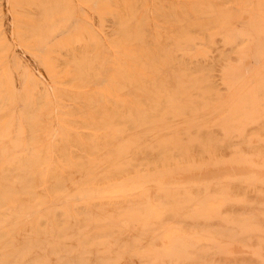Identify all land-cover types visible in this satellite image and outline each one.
<instances>
[{
	"label": "bare ground",
	"instance_id": "6f19581e",
	"mask_svg": "<svg viewBox=\"0 0 264 264\" xmlns=\"http://www.w3.org/2000/svg\"><path fill=\"white\" fill-rule=\"evenodd\" d=\"M183 127L191 135L193 134V139H190V133L184 131ZM180 131L183 134L186 132V136H189L188 139L186 138L187 143H198V147L195 148L193 144H189L191 145L189 147L194 148V151L191 152L190 148L188 150L195 160L197 157L202 159L203 162L200 160L203 163L200 164L202 166L199 165V161L194 166L202 167L197 168L199 173L200 170L203 173L202 177L207 174L204 177L206 180L203 178L204 181H207L208 178L215 179L214 183L210 182V185L213 184L216 189L224 186L225 191L226 189L230 190V195H226H229L230 202L228 204H230L233 214L232 216L229 214L231 209L226 211L222 208L221 212L227 213L226 216L229 214L231 220L234 216L235 219L232 222L236 219L239 221L242 215V219L239 221L242 222L239 223L242 226L239 225V227L241 226L239 228L236 224L238 228L235 227V229L233 225L234 235L230 234V236L233 235V242L231 241V245L234 246H231L233 251L237 252L234 248L237 249L236 246L241 245L244 250L242 258L244 255L247 257L246 260V257L243 258L246 264H264V0H0V264H78L79 258L77 257L78 260L76 257L72 258L78 250V252L82 250L83 257L84 253H88L84 258L90 259V261L88 263L86 260L85 264L101 259V263L98 261L96 264H103V258L100 256L104 255V258L105 256L110 258L115 250L114 246L113 250L111 248L104 249L106 242L110 240V246L113 244L111 242H114L111 241V238L104 242L105 237L108 238L111 233L116 234L119 229L121 233L118 231L116 235L120 239L121 235L119 234L126 232V230L122 231L125 227L121 228V224H118L126 218H122L124 214L121 216L120 211L114 218L120 215L122 220H119L118 217L114 219L111 218L113 216L108 217V210L111 212L110 209L114 207L113 211L117 212L115 208L122 210L123 206H127L123 209L125 212L122 211L126 214L127 208L131 207L129 211L132 212L134 207L141 205L144 210L146 202L140 203L141 205L133 202L140 198L137 195L139 191L142 196L140 201H145L144 193L148 194L146 190L151 185L144 186L146 188L144 193H142L144 187L142 190L139 188L138 192L134 191L135 196L137 195L135 199L133 192L128 195L132 194V199L128 197L130 199L127 198V201L126 197L124 198L127 193L124 196H113L118 197L115 198L117 202L115 200L111 202L114 198H109L111 199L109 200L110 204L113 203V205L109 204L108 199H103L104 203L107 200L103 205V200L96 196L97 201L102 202L99 207H95V205H99L100 201H96V204L94 203L96 199L93 196L94 201L91 200L92 197L85 194L90 191L88 190L90 187L87 188V186L89 185L95 190V188L99 189L97 186H103L104 182L110 178H121L126 167L122 166V169L124 168L122 170L115 165L118 163L121 165L123 159L129 160L127 169L130 168V164L131 167L132 165L136 167L131 160L135 162L140 158L135 156L136 160L131 159L136 153L131 155V152H134L132 151L134 147L130 146L127 140L129 134L135 135L138 140L149 142L150 148H154L152 145L155 143L157 146L161 145L160 143L173 145L174 141L175 148L176 145L180 146L181 141L179 140L186 141L182 136L178 140ZM186 136L183 135V137ZM217 140L218 142H216ZM144 142H142L144 146L141 145L143 152L139 147L138 150L147 155V152L151 153V151L149 149L146 152ZM168 145L165 147V152L170 150ZM163 146L164 144L160 146L163 148L161 149L162 153ZM157 148L161 153L159 147L154 150L157 152ZM203 149H210V152H207L209 150L205 152ZM179 150L182 151L180 148ZM185 150L187 151V145L183 151ZM129 152L130 158L128 157ZM170 152L168 154L167 151L166 154L169 156ZM178 152L172 151L171 156L177 159L183 158L185 155L189 160V152L188 154ZM143 155L140 154L142 158ZM223 155L227 156L228 159L225 160L228 161L227 163L230 164L229 167L232 171L234 170V173L230 175V181L226 179L229 183L218 186V182H222L219 177L222 176L226 168L225 165H227L226 163L222 167L225 160L223 162L220 157ZM160 156L161 154L159 158ZM192 156L189 164H191ZM149 157L154 158L155 156L150 155ZM219 158L223 162L222 165L219 164ZM161 160L163 159L161 158ZM151 161L150 164L153 166ZM173 162L170 163L175 166ZM213 163H218L217 167ZM208 164L215 167L213 168L211 165L209 167ZM182 165L183 163L177 165L178 168L180 167V172L175 170V173L184 175L185 166ZM205 165L211 170L212 168L214 170H218L215 168L221 169L218 174L222 172V168L224 169L219 176L212 174L214 177L212 179V177H208L212 171L209 172L208 167L209 171L206 170ZM173 166L170 168L175 169ZM194 166L192 164V167ZM145 167L147 169V166ZM149 169L151 168L149 167ZM189 169L192 175L188 179L193 182L196 179V171L194 172L191 167ZM189 169L184 170L187 172ZM155 170L153 171L155 172ZM166 170L168 171V168L163 171L166 172ZM204 170L205 172H203ZM126 171L124 173H127ZM146 171L149 174L153 172ZM139 172L137 174H139L140 180H143V173ZM157 172L161 175L164 173L161 170H157ZM169 173H165L167 177H169ZM199 173L198 175H200ZM144 176L150 178L153 174L149 177L146 173ZM201 176L197 178L202 179ZM216 177L219 178V181H216ZM133 178L136 180V176ZM139 178L137 177V180ZM176 179L178 182L181 178ZM168 180H162L163 182L159 183L160 186L153 183L155 188L162 187L159 192L163 187L169 190V193H167L168 190H163L165 191L164 195L160 193L163 197L157 194L159 188L155 192L156 195H153L155 188L150 190L151 200H155L154 197L162 198L164 201L162 199L154 201L155 203L157 201L158 204L161 201V205L163 202L162 206H164V202L165 205L168 202L164 198L165 194L172 197L170 199L168 197L169 200H175L173 197L177 196L181 199V195L176 194L180 193V190L184 193L190 192V190L185 191L187 187L184 189V186L186 185L182 186L184 190L181 187H179L180 189L175 187L179 190L173 188L174 191H170L169 187H165L167 184L169 185L166 183ZM224 180L223 183H225ZM183 181L189 182L186 178ZM121 182L125 184L129 181L120 180V182H116L118 183L116 185L119 186L122 184ZM169 182L171 183V180ZM205 186L206 184L204 187L195 184L193 188L197 192L206 189L204 195H207L206 197L210 195V198L215 191L213 189L214 193L209 194L207 192H211L212 188L207 191L209 188H205ZM201 187L204 189L201 190ZM93 189L91 188V190ZM217 190H219V194L224 192L222 187ZM171 192L176 193H173L172 196ZM189 192L187 194L195 198L196 191H193L195 193L192 195ZM202 193L201 196L198 194L200 197L196 195L200 200ZM218 193L216 191L215 195ZM157 195L159 196L157 197ZM145 196L148 200V196ZM100 197L103 196L100 195ZM193 198L183 200L184 206H182V199L180 200L182 204L180 202L173 204L174 207L178 204L182 206L174 208V210L179 208L178 217L176 214L173 216L174 213L167 212L171 218L175 219L176 217L175 221H171L170 218L167 222L171 221V223H167L164 218L167 224H176L175 222L178 225L182 224L177 227L182 233L188 232V228L183 230L187 225L190 227L193 225V228H190L188 242L193 236L192 231L195 230L194 237L202 233V222L207 220L204 217H200L202 222L199 220L197 216L199 211L197 210L201 208L196 209L198 206L196 201L198 203L199 199L196 198L198 200L194 201ZM187 200L188 202L193 200L192 203L196 204H194L196 206L194 210L188 208L191 213L185 208L191 205V202L186 205L188 204ZM120 201H124L123 206L119 204L118 208L117 203ZM227 201L229 200L223 201L221 205L224 203L223 207L227 206ZM92 202L94 206H92ZM125 202H128V205L133 203V206L128 207ZM154 202L151 203L154 204ZM170 203L172 204V201H169L168 205ZM240 204L244 205L243 208L239 206ZM102 205L103 208L106 206L108 209L106 211L104 208L107 218L112 220L102 218L106 216L103 214ZM206 205L209 204L206 203ZM159 206L156 207L160 208ZM170 206H168L169 211L172 210V206L171 208ZM238 206L242 208L240 213ZM148 207H150L149 204ZM230 207L228 205V208ZM134 209L133 213L137 211V208ZM140 209L138 210L140 211ZM149 210L144 211L150 213ZM129 211L128 213H130ZM144 211L137 212L140 215L129 214L127 222L133 221L130 217L135 220L136 217L145 219L147 215L152 220V213L151 215L146 212L144 214ZM152 211L154 212V210ZM182 211H186L188 216L195 211L194 217L198 212L195 219H198L200 223L191 224V220L187 218V221H190L188 224L185 219L186 215L183 216L184 212ZM110 212L109 214L113 213ZM162 212L166 213L165 210ZM141 214H144L145 218ZM168 214H166L167 217H170ZM204 214L202 213L203 216ZM239 214L241 215L239 216ZM210 215H207L208 221L211 220L208 217ZM161 216L160 218H162ZM180 216H183V222L185 220L186 223L181 221L182 217L179 218ZM98 218L100 219L98 220ZM93 219L96 220L95 223H93ZM103 219L104 221L106 219L105 224L109 225L104 227ZM225 219L228 220V218ZM164 220L159 221L163 223ZM213 220L211 221L213 222ZM85 221L89 222L87 227L93 226H90V221H92L94 226L99 227V229L96 228L97 230L112 231L109 233L110 235L105 232H97L99 235H103V244L101 235L97 237L92 233L96 231V229L93 230L95 227L90 228L93 231L88 228L87 240L93 235L95 238H100V242L93 236L92 240L97 244L91 239L89 241L94 243V246L104 247L98 246L97 250L96 246L94 248L97 251H94L98 255L100 249H102V251L100 250L101 254L104 250L107 251V255L105 253L99 256L101 259L95 257L98 260H92L93 256L89 255V248L85 249L87 243H90L87 240V243L84 242V235L87 232L84 231V234L83 229L87 223L82 224L83 226L79 224ZM153 221L158 220L153 219ZM214 221L216 223H211L212 225L207 221L205 223L209 224V226L207 225L208 229L211 232L213 230V234L207 232L206 225L204 226L206 230L203 228L206 236L207 234L211 235H209L210 238L221 233L220 224L216 220ZM68 224L72 226L78 224L79 226L72 228ZM113 225H116L117 229ZM229 227L231 226L229 225ZM103 228H107V230ZM127 228L130 229V225ZM129 229L126 233L130 238L129 234L132 230L129 231ZM197 229H200L201 232L199 233ZM76 230L77 232H75ZM78 230L81 233H78ZM216 230L219 232H215ZM90 231L91 234H89ZM141 232L132 233L134 236L136 233L138 239L134 236L130 238L132 241L134 238L135 243L139 242L133 245L138 246L137 248L141 247L140 249L143 245L141 243L145 241L144 238L147 239L144 232H142L143 234ZM115 234L112 236H116ZM140 234L144 236H141L144 240L142 242H140ZM240 234L243 237H240ZM178 235L180 239L182 237L183 242L187 241V234L186 237ZM209 236L205 238L206 240L204 239V242L209 240ZM118 237H115L116 240L113 239L118 241ZM126 239L127 241H125ZM126 239L123 238L126 244L121 239V243L123 242L125 246L122 245L123 243L119 244L120 241L116 242V245L118 243L119 246H123V249L119 247L123 250L122 253L131 257L133 253L131 250L134 249L131 243L134 242L128 241V237ZM160 241L162 243V240ZM92 243L90 244L92 245ZM139 244L141 245L139 246ZM162 244L160 246H165L164 243ZM196 244L200 245L199 242ZM186 245L190 248L192 243L190 245L186 243ZM187 247L186 249L189 250ZM119 248L118 252L121 250ZM128 248H130L129 251ZM191 248L189 251L192 254L195 247ZM83 249L88 251L84 252ZM196 249L201 250L199 247ZM172 251L168 253L163 249L164 254H167L165 257L168 255L170 257L173 254L170 253ZM189 251L186 253L189 254ZM195 251L198 253L197 250ZM96 253L93 255L95 256ZM122 253L119 256L122 257ZM134 253L141 260L145 259L141 258L142 254H138L136 249ZM195 253L193 252V255ZM200 253L199 255L195 254L196 257H194L200 256L199 259L203 263H199L200 260L197 259L195 261H198V264H204V262L208 264V260H204L207 258L206 252ZM160 254L163 255L162 251ZM187 254L184 253V256ZM87 255L90 257H86ZM117 255H114L117 259L114 256L112 259L119 260L120 257ZM124 255L125 258L126 255ZM230 256L233 261L232 253ZM79 257L82 264L84 258ZM130 257L127 259L126 256L125 259H120L125 260L123 263L120 261V264H124L126 260L130 261ZM147 257L150 261V259L152 260L150 257L153 255ZM108 258L106 257V259ZM237 259L239 258L234 260L236 263L240 261ZM185 260L187 261V259ZM108 261L109 259L106 262ZM111 261L116 263L110 259L109 262ZM232 261V264H236ZM244 262L240 264H245ZM145 264L149 263L145 262ZM189 264L194 263L189 262Z\"/></svg>",
	"mask_w": 264,
	"mask_h": 264
},
{
	"label": "rangeland",
	"instance_id": "374dc122",
	"mask_svg": "<svg viewBox=\"0 0 264 264\" xmlns=\"http://www.w3.org/2000/svg\"><path fill=\"white\" fill-rule=\"evenodd\" d=\"M184 128H185V127H183V129H184ZM183 129L180 128V130H183ZM191 129H192V128H191ZM184 131H186L187 133H190V132L187 131L186 128H185ZM180 132H181V131H180ZM180 132H178V134H179V136H178V140L181 139V136H182V138H184V139H186V138L188 139L189 136H188V135L186 136V132H184L185 134H183L182 132H181V134H180ZM131 135H132V134H131ZM131 135H130V134L128 135V137H127L128 139H127V140H128V142L130 143V146L134 147V148H132V151H134V152L132 153L130 149H129V151L131 152V155L134 154V153H136L135 155H133V157H131V159H135V160H136L138 157L140 158V159H137L138 161L136 160L135 162H134L133 160H131V161H132V164H135L134 166H136V167H133V165H132V167H133V169H132L131 164L129 165V167L131 168V169L129 168V169H130V172H132V173L130 174V172L128 171L129 169H127V168H128V167H127V166H128V161H129V160H128L127 158H126V159H123L124 161H122V160H121L122 162L120 161V162L122 163L121 165H120V163H118L119 165H118V164L115 165V167L117 166V167L120 168V169H122V166H124V168L126 167L125 170L122 172V173H123V176H122L121 178H117V179H115V178H110V179H108V181L106 180L109 184L105 181V182H104L105 184H103V186H102V185L97 186V187H99V189H98V188L96 189V188L94 187L95 190L93 189V187H91V186L88 185L87 188L90 187V189H88V190H90V191L85 192V194L88 195V196H90V197L93 196L94 198H95L96 196H98L100 200H101V199H102V200H103V199H108V201L111 200V199H109V198L112 197V198H114V199L111 200V202H112L113 200H115V198H116V199L118 198V197H113V196H118V195H122V196H124V195L127 193V196H126V195L124 196V198L126 197V201H127V198H128V197H131L132 194H134L133 197L135 196L134 191H135V192H136V191L138 192V189H139V188L142 190V188H143L144 186H145V187H148V186L151 185V187H148L149 189L147 188V190H146L145 187H144L145 189L143 188V192H142V193H144L145 190L148 192V194H145V193H144V196H143V197H144L145 201H144V200H143V201H140V199L142 198V196H141V194H140L141 192L139 191L140 193H139V192H138V194L136 193L138 196H140V198L138 197V198H139V199L137 200L138 202H137L136 200L133 202L134 204H137V203H139V204H140V203L143 204V203L146 202L145 204H146L147 206H146V205H145V207L143 206V207L145 208L144 210H146V209H150V210H149L150 213H149L148 211H144V210L142 209V207H141V206H142L141 204H140L141 206H138L139 208H138V207H134L135 209L137 208V211H134V213H133V209H134V208L132 207V208H133V209H132V212H130L129 210H131V207H129V206L132 205L133 203H131L130 205H128V204H129V203H128L129 200H128L127 203L125 202V203L128 205V207H129V208H127V209H128V211H129L130 213H128V211L126 210L127 213H128V215H127V213H126V214H125V213H122L123 209L127 207V206L125 207V206L122 205L124 201H122V202L120 201L119 203H117V204H118V208L120 207L119 204L122 205V206L124 207V208L122 207L123 209L121 208L122 210H120V209L116 210L117 208H115V211H117V212H114V211H113V210H114V209H113L114 207L112 208V206H111L112 209H110V210H112V211H111V212H113L112 214H109L110 211H109L108 209H106V206L104 207V208L106 209V211L108 210V215H109L108 217L113 216V217H111V218H114V217H115L116 215H118V213L121 211V213H120L121 216L124 214V215L122 216V218H123V217H124V218L126 217L125 219L123 218L125 221L122 220V218H120V215H119V217H118V216H117V217L119 218V220L121 219L122 221H120V222L118 223L117 221H119V220H117L116 223H118L119 225L121 224V225H120L121 228H122V227H125V229H122V231H123V230H124V231L126 230V232H127L128 229H129V228H127V227H128V225H130V229H129V231H130V230H132V231L135 230V231H133V232H136V233H137L138 231H140V232H141V231L144 232V236H147V239L144 238L146 242L143 240V237H144V236L140 234V238H141V236H143V237L141 238V241H140V242L144 241V243H143V242L141 243V244H143V245L139 244V246H140V245L142 246V249H140L141 247H140V248H137L138 246H134L133 244H137V243H139V242L137 241V243H135V242H134V238H133V241L130 239V238H132V237L134 236V234L132 235V233H133L132 231H131V234H129V235H131L130 238H129V236L127 235L126 232H125V233L123 232V234H124V235L126 234V236H124L123 234H119V235H121V236H120L121 238L119 239L118 235H116V234H118L119 229H118V231H117L116 234L113 233V234H115L116 236H112V235H113V234L111 233L112 231H110V232H109V231H106L107 233L105 232V230L99 231V230L96 229V228L99 229V227L94 226V224H92V221H90V223H91L90 226L93 225V226L95 227V228H93V230L96 229V231H93L92 229H90V228H92L93 226H91V227H87L89 222H88V223L86 222V221H88L87 219H88V218H91V217H88V218L86 219L85 222H83V223H82V222L79 223L81 226L85 225L84 223H87V225H85V228H86V227H87V228H86V229H85V228L83 229V233H84V231L87 232V231H88V228H89L90 230H92V231H93V232H92L93 235L95 234V236H97V237H100V235H101V234L99 235L97 232H100V233H101V232H102V233L105 232V234H107V235H110L109 233H111V236H109L108 238L105 237L104 242H106V240H109V239L111 238V241L113 240V241L115 242V243H114V242H111V243H113V244L111 245L112 247L110 246V240H109L108 242H106L108 245H107V244H106V246L104 245L105 248H104V247H101L100 245H98V246H100L101 248H104V249H106V250H107V249H110V248L112 249L113 246H114V248H115L114 252L111 251V252H113V254L111 253L112 256H114L115 254H118L117 256L121 255V253L123 252V250H122V249H123V248H122L123 246H119L118 243H117L118 247H116V246H117V245H116V242H119V241H120V242H119V244H120V243H121V239L123 240V238L126 239V238L128 237V241L131 240V242H134V243H131V244H132L131 246H134V249H132V248L130 247V248L133 250V251L131 250V252H133V253L131 254V257H132V258L130 257V255L128 256V254H127V255H126L125 253H124V254L127 256V259L130 257V259L132 260V261H131V260H130V261H131V262L135 261L136 264H141V263H142V264H143V263L145 264V262H146V263H149V264H151V263H152V264H189V262H190V263H194V264H196V263L198 264V261L200 260V259H199L200 256H199V257L197 256L198 258H195V257H196V255L201 254L200 252H203V251H204V253L206 252V257H207V258L204 259V260H205V261L208 260V262H207L208 264H217L218 262H220V264H232V263H231L232 259H230V258H231V256H230L231 253H232V258H233L234 260H235L236 258H239L241 262H244V259H243V258L246 257V255H244V257L242 258V255L244 254V250H242L243 246H241V245H239V247L236 246L237 249L234 248V250H236L237 252H235V251H233V248H232V247H234V246L231 245V241L233 242L232 237H233V235H234V233H233L234 231H233V230H234V228L236 227V224H238V225H237L238 227H239V225H241V224H239V223H242V222H239V221H240V219H242V218H241L242 215L239 214V216L241 215L240 219L238 218L239 221H236V220H237V219H236V220H234V222L236 221V223L233 224L234 222H232V221H233V219H235V218H234V216H233V217H232V220L230 219L233 213H231L232 209H231V207H230V204H228V203L230 202V198H228V197H229V195H230L231 192H230L229 189H226V191H225L224 188H223L224 186H221V185H223V184H227V183H229L228 181H230V180H229L230 177H231L230 175H233V173H234V172H233L234 170L232 171L231 168L229 167L230 164L228 165V163H227L228 161L225 160V159H228L227 156H226V155H223L222 157H220L221 160H223V162H224V160H225V162H224V164L222 165L223 162H222V161L220 160V158H219V164H221L222 167H223V166L227 163V165H228L229 168L227 167V165H225V167H226V168H225V171L228 172V170H229V172L227 173L228 175L226 174L225 171H224V173L222 174L224 168L221 167V168H222V172L218 174V172H220L221 169H219V168H215V169H218V170H214L213 168H214L215 166L213 167L211 164H208L209 167H211V166L213 167L212 170H211V168H209L208 166H206L207 163L205 162V163H206V165H205L206 170L209 169V170H210V171L208 170L209 172L212 171L211 173H209L208 171H206V172H208V173L210 174V176L208 175V177H212L213 175L219 176L220 174H222V176L220 175V177H219L220 180L222 179V180H221L222 182H218L219 185H218V183L216 182V184H217L218 186H221V187H222V191H224V192H221V194H219V193H218L219 190H217V189H220L221 187H220V188L217 187V189H216V186L213 187V184L210 185L211 183H214V182H213V180L215 181V179H213L214 177H212L213 180H211V178H208L207 181H204V179H205L204 177H206L207 174H206L205 176L203 175V177H202L201 175H202L203 173L201 172V170H200V173H199V169H198V171H197V168H202V167H200V166H202V165H200V164H201L203 161H202V159H200V158H198V157H197V158H198L199 160H198L197 158H196V160H195V159H194L195 157L192 156L190 153L192 152V150L194 151V148L198 145V143H197V144H196V143L193 144V143H190V142L187 143V139H186L185 142H186V145H187V151H186V150L183 151V149H186L185 142H182V140H179V141H181V143H180V146H179V145H178V146H179L180 149H182L183 152L180 151L179 148H178V146L175 144V145H176L175 148H177V150H178L180 153L182 152L181 154H188V152H189V154H190V155H188L189 160H190V157L192 156V158H191V164H189V160H187L188 158H187L185 155H183V156H184L183 158H180V157H179V158H177V159H175L174 157L171 156L172 151H174V153L178 152V151L175 150V148H174V143H175V141L173 142V145L170 143V144L172 145V147H171L170 144L168 145V143H160L161 145H159V146L156 145L157 143H155V144L152 145V146H154L155 150H156V147H159V149H160V151H161V149H163V148H162V147L160 148V146H162V145L164 144V146H163V147H164V151H163L164 155L162 156L163 153H162V151H161V153H160L159 150H158V148H157V152H156V151L154 150V148H150V147H149V142H147V141L144 142L143 140H138V139L136 138L135 135H132V136H131ZM183 135H185L186 137H183ZM189 135L191 136L190 139H193V137H194V136H192L193 134L191 135V133H190ZM178 140H177V142H178ZM188 141H191V140H188ZM219 141H220V140H219ZM125 142H126V141H125ZM142 142H144V143L148 146V147H147V146L145 145V150H146V152L150 149V151H151L152 154H151L150 152H147V155H145V152H144V153H141V151L143 152V148H142L141 145L144 146V144H142ZM192 142H194V141H192ZM216 142H218V140H217ZM127 144H128V143H127ZM127 144H126V145H127ZM132 144H134L135 146L132 145ZM178 144H179V142H178ZM182 144H184L185 146L182 145ZM189 144H191V145L193 144V147H194V148H192V147L190 148L189 146H191V145H189ZM165 145H166V146H165ZM167 145L169 146L168 149L171 150V152H170V150H167V151H168V154H169V152H170V155H169L170 157L168 156V154H166L167 151L165 152V147H167ZM181 145H182V147H181ZM127 146H128V145H127ZM128 147H129V146H128ZM138 147L140 148L141 151L138 150V149H139ZM170 147H171V148H170ZM183 147H185V148H183ZM197 147H198V146H197ZM219 147H220V143H219ZM130 148H131V147H130ZM172 148H174V149H172ZM189 148H190L191 150H190ZM166 149H167V148H166ZM188 149H189L191 152H190ZM137 150L139 151V153H140L141 155L144 154V155H143V156H144L143 158H145V160H143L142 156H140V154L137 153V152H138ZM145 150H144V151H145ZM206 150H209V151H207V152H210V149H203V151H205V152H206ZM175 151H176V152H175ZM130 152H129V156H128L129 158H130V156H131V155H130ZM154 152H155V153H154ZM179 152H178V153H179ZM159 153L161 154L160 158H159V155H160ZM158 154H159V155H158ZM165 154H166V155H165ZM150 155H151V156H155V157H157V158H155V157H154V158H153V157L151 158V157H149ZM175 155H176V154H175ZM135 156H136L137 158H135ZM185 157H186V158H185ZM225 157H226V158H225ZM161 158H162L163 160H161ZM169 158H170V159H169ZM171 158H172V160H171ZM173 158H174V159H173ZM146 159H147V161H146ZM181 159H182V160H181ZM184 159H185V160H184ZM148 160H149V162H148ZM151 160H152V161H151ZM159 160H160L161 162H160ZM168 160H169V163H170L171 161L173 162V160H174L173 163H174L175 166H173L172 163H170V165H169V163H167ZM200 160H201L202 162H201ZM145 161H146L147 163H146ZM150 161H151V163H153V166L150 164ZM157 161H158V162H157ZM178 161H182V162L179 163ZM195 161H196V162H195ZM198 161H199V165H200V166L198 165L199 167L196 166V165L198 164ZM220 161H221V163H220ZM126 162H127V164H126ZM136 162H139V163L136 164ZM154 162H155V163H154ZM159 162H160V163H159ZM162 162L164 163L163 165H162ZM177 162H178V164H177ZM185 162H186L187 164H186ZM141 163H143V164L145 163L144 165L147 166V169H146V167H145L143 164L140 166ZM181 163H183L184 166H185V164H186V166L184 167V169H189V167H191V169H192L194 172L196 171V172H195V176H196V179H199V180H197L198 182L196 181L194 175H193V177H194L195 181L191 182L192 180L190 181V179H188V177L190 178V175H192V172H190V171H191L190 169L188 170L189 172H188V171L186 172V170L183 169V173H184V175L187 173V175H185V176H184L183 174H181V173L179 174L178 172L175 173V170H177V171L180 172V167L178 168V166H179V164H181ZM184 163H185V164H184ZM125 164H126V165H125ZM166 164H167V166H166ZM188 164H189V165H188ZM192 164H193V166H194V164H196V165H195L196 167H195V166L192 167ZM202 164H203V163H202ZM216 164L218 165V163H216ZM216 164L213 163V165H216ZM154 165H155V166H154ZM156 165H157L158 167H157ZM177 165H178V166H177ZM183 165H182V166H183ZM210 165H211V166H210ZM217 165H216V167H217ZM113 166H114V165H113ZM120 166H121V167H120ZM162 166H163L164 168H160V167H162ZM170 166L175 167V169L172 168V167L170 168ZM180 166H181V165H180ZM187 166H188V167H187ZM149 167H150L151 169H149ZM153 167H154V168H153ZM186 167H187V168H186ZM203 167H204V166H203ZM207 167H208V169H207ZM219 167H220V165H219ZM124 168H123V169H124ZM135 168H136V171H135ZM165 168H168V171L166 170V172H164L163 170H164ZM205 168H204V169H205ZM227 168H228V169H227ZM232 168H233V167H232ZM123 169H122V170H123ZM144 169H145V171H146V170H148V171L150 170V172L153 171V170H155V169H157L158 171L161 170V172H164V173H162V175H161V173H159V172H157V170H155V172L153 171V172H151V174H149V173L146 171V173H147V175H148L149 177L153 174V176H151L150 178H147V176H144V174H146L145 171H143ZM152 169H153V170H152ZM173 169H174V170H173ZM181 169H182V167H181ZM126 170H127V171H126ZM138 170H139V171H142L141 174L143 173V174H142L143 177H146V178H143L142 175H140V177H142V179H143V180H140L141 178H139V174H137V173L139 172ZM202 170H203V169H202ZM219 170H220V171H219ZM125 171H126L127 173H124ZM214 171H215L216 174L213 173ZM134 172H135V173H134ZM156 172L158 173V175H156V174H157ZM168 172H170V173H169L170 175L168 174L169 177H167V175L165 174V173H168ZM181 172H182V170H181ZM203 172H205V170H204ZM139 173H140V172H139ZM154 173H155V174H154ZM171 173L173 174V176H172ZM174 173H175V174H174ZM188 173H189V175H188ZM198 173H199L200 175H198ZM231 173H232V174H231ZM212 174H213V175H212ZM129 175H130V176H129ZM160 175H161V176H160ZM133 176H134V177L136 176V180H137V177H138V178H139V179H138L139 181H138V180H137V181L134 180L135 178H133ZM155 176H157V177L155 178ZM164 176H165V177H164ZM200 176L202 177V179L197 178V177H200ZM228 176H229V177H228ZM153 177H154V178H153ZM159 177H160V178H159ZM182 177L186 178V180H189L190 183H189V182H184V181H183L184 178H182ZM131 178H132V179H131ZM168 178H169V180H168ZM176 178H178V179L181 178V179H179V181H181V180H182V181H181V182H179V181L177 182V179H176ZM203 178H204V179H203ZM219 178L216 177V181H219ZM125 179H126V182H128V181H129V182H128V183H125V184L121 182L122 184H120L119 186L116 185V184H118V183H116V182H120V180H125ZM130 179H131V181H130ZM144 179H145V180H144ZM166 179H167L168 181H167V182L165 181V182H166V183H169V185L167 184L165 187H166V188L169 187V188L171 189L170 191H174V190H172V189L175 188V187H178V188L181 187V189H183L182 186H183V185H186V186H184V189H185V187H187L185 191L190 190V192H189V191H188V192H189L191 195L195 193V192H193V191H196L195 194H196V195L199 194L200 196H201V193L203 192V193H202V198H201V200L199 199V197H200L199 195H198L199 197L196 196V195H194L195 198H193V196H190V195L187 194L188 192H187V193H186V192L184 193V192H181V190H180V193H179V192L176 193L180 188H179V189L175 188V189H177V191L175 190L176 192H171L170 194H171L172 196H173V193H174V194L176 193V194H178V195H181L180 198L182 199V202H183V205H182V206L185 205V202H184V201H186V199H191V197L194 199V201H196V200L199 199L198 203H197V201H196V204H198V206H197L196 209L201 208V209L197 210V211H199V215H201V216L197 215V213H198L197 211H196V212H197L196 215L198 216V218H199V220H200L201 222H202L203 220H202V218L200 219V217H204V218H206L207 220H206V219H204V220H206L207 223L210 222V224H211V223H212V224H213V223L215 224L216 222H215L214 220H216V221L218 222V224H220V227H219V230H220V232H221L220 235L215 236V235H216V234H215V235H213L214 237L210 238L211 235H210V234H207V236L210 235L209 238H208L209 240L207 239L208 241L204 242V241L206 240L205 238L207 237V236H206V233H205V231H204V229H205L204 226L206 225V224H205L206 221H205V222H202V224H203V228H204V229L202 228V233L199 234V235H202V234H203V235H205L206 237H205V236H199V235L196 236V237H194L196 234H195V230L193 229L194 231H192V233H191V234H193V236L190 237V240H191V241L188 242V236H189V233H190V230H191L190 228H193V225H192V227H190V225H187V226H189V227H187V226L185 225L186 228H183V230H185V229L188 228V232H184V231H183L184 233H182V231L180 230V228H179V230L177 229V227L181 226L182 224H179V225H178L177 222H175L176 224H174V223H173V224H167V223H171V221H175V220H176V217H178V215H177V211H178V209H179L178 207L181 206V205H180V204L176 205V206H178V207L176 208L177 210H176V209L174 210V208L176 207V206L174 207V205H175L174 203H176V202L179 203V202H180V203L182 204V202L180 201L181 199L177 198V197H178L177 195H175V196H177V197H173L175 200H169V199L172 198V197H169V194H165V197H164V198H165L166 202H167V201H168V202H169V201H170V202L172 201V204L170 203V205L172 206V205L174 204V205L172 206V210H174L175 212L172 211V210L169 211L168 206H170V205H168V202L166 203L167 207H165V208H164V206H166V205H165V202H164V206H162V205H163V202H162V205H161V203H160L161 201L159 202L160 206H159V204L157 203V201H156L157 204L154 202L155 200H158V201L161 200L162 198L160 199V197H163L164 192H165L166 190H168V189H164V187H163L162 191H163V190H165V191H163V193H162V191L159 192L160 188H162V187L159 188V187L157 186V187L159 188V189H158V188H155L156 186L153 187V185H154V184L157 185V184H159V183H162V182H163L162 180H166ZM217 179H218V180H217ZM224 179H225V180H224ZM226 179H227L228 181H226ZM110 180H111L112 182H111ZM132 180H134V181L132 182ZM158 180H159V181H158ZM170 180H171V183H172V184L169 182ZM201 180H202L203 182H202ZM205 180H206V179H205ZM210 180H211V181H210ZM223 180H224L225 183H223ZM157 181H158V183H157ZM160 181H161V182H160ZM110 182H111V183H110ZM123 182H124V181H123ZM196 182H197V183H196ZM210 182H211V183H210ZM113 183H114V185H113ZM129 183H130V184H129ZM153 183H154V184H153ZM166 183H165V184H166ZM185 183H186V184H185ZM208 183H209V185H210V188H212V190L209 188V185H207ZM220 183H222V184H220ZM110 184H111V185H110ZM195 184H199V185H201V186H203V187H204V185L206 184L205 188H207V187L209 188V189H207V191L211 190V192H207V193H209V194H210V193H214V191H215V193H216V191H217V193H218L219 195L216 194V195H217V196H216L215 193H214L213 195L211 194L212 196H211L210 198H209L210 195H208V197H206L207 195H206V196L204 195V194H206V191H205L206 189H205L204 191H201L202 188H203V187H201V190H200L201 192H199V191L197 192V190L193 188V185H195ZM178 185H179V186H178ZM189 185H190V187H189ZM191 185H192V186H191ZM108 186H109V187H108ZM110 186H113V187H110ZM159 186H160V184H159ZM162 186H163V184H162ZM211 186H212V187H211ZM104 187H105V188H104ZM188 187H189L190 189H189ZM225 187H226V186H225ZM91 188H92L93 190H91ZM101 188H103V189L101 190ZM151 188H152V189L155 188V189L153 190L154 193L151 191V192L153 193V195H156L155 192H156L157 189H158V193H157V194L160 195L159 199H156V197H154L155 200H153V199L151 200V197H150V196H151V194H150V190H151ZM191 188H192V189H191ZM106 189H107V190H106ZM140 189H139V190H140ZM184 189H183V190H184ZM203 189H204V188H203ZM213 189H214V191H213ZM191 190H193V191H191ZM228 190H229V191H228ZM132 192H133V193H132ZM147 192H146V193H147ZM228 192H229V193H228ZM123 193H124V194H123ZM129 193H132V194H130L131 196H128ZM160 193L163 194V195L161 196ZM167 193H169V190L167 191ZM181 193H182V194H181ZM98 194H99V195H98ZM184 194L187 195V196L184 197V196H185ZM226 194H229V195H226ZM100 195L103 196V197H100ZM137 195H136V196H137ZM145 195L148 196V200H146L147 197H146ZM153 195H152V197H153ZM159 195H157V197H158ZM171 195H170V196H171ZM106 196H107V197H106ZM122 196H120V197H122ZM136 196L134 197V199L136 198ZM182 196H183V197H182ZM90 197H88V198H90ZM93 197H92L91 200L94 201V200L96 199L95 202H94V203H96V201H97L98 198L93 199ZM168 197H169V199H168ZM187 197H188V198H187ZM204 197H205V198H204ZM217 197H218V198H217ZM166 198H167V199H166ZM196 198H198V199H196ZM206 198H207V201H206ZM223 198H224V199H225V198H228V199H225V200H224ZM128 199H130V198H128ZM131 199H132V197H131ZM176 199H179V200L176 201ZM208 199H209V200H208ZM89 200H90V199H89ZM89 200H88V201H89ZM91 200H90V201H91ZM100 200H98L97 202H99ZM119 200H120V199H119ZM122 200H123V199H122ZM124 200H125V199H124ZM183 200H184V201H183ZM210 200H211V201L213 200V202H211ZM218 200H219V201H218ZM222 200L225 201V202H226V200H229V201H227V204L229 205L230 208H228V205H227V206L224 205V207H223V204H224V203L221 205V203L223 202ZM106 201H107V200H105V203H104V200L102 201V202H103V205L106 204ZM115 201L117 202V200H115ZM162 201H164V200L162 199ZM173 201H175V202H173ZM194 201H193V200H190L191 205H189L190 202H188V200H187V203H188V204H186V205H189V206H190V207H188V206L185 207V208H187V211H189L188 208H192L193 210L195 209V207H196L195 205H196V204H195V203H192V202H194ZM200 201H201V202H200ZM214 201H215V202H214ZM100 202H101V201H100ZM102 202L99 203V205H95V207H96V206H98V207L101 206ZM130 202H131V201H130ZM135 202H136V203H135ZM147 202H148V204H149L150 207H148ZM151 202H154V204L151 203ZM199 202H200L201 204L203 203V205H201ZM205 202H206L207 204H209V205H206ZM114 203H115V202H114ZM241 203H242V202H241ZM89 204H91V203H89ZM89 204H87V205H89ZM92 204H93V202H92ZM96 204H97V203H96ZM109 204H110V201H109ZM109 204H108V205H109ZM139 204H138V205H139ZM194 204H195V205H194ZM103 205H102L101 208H103ZM108 205H107V207H108ZM110 205H113V203L110 204ZM110 205H109V206H110ZM155 205H156L157 207L159 206L160 208H157ZM204 205H205V206H204ZM92 206H94V204H93ZM132 206H133V205H132ZM134 206H136V205H134ZM161 206H162V208H161ZM171 206H170V208H171ZM182 206H181V207H182ZM213 206H215V207H213ZM216 206H217V207H216ZM239 206L243 208L244 205H243V204H242V205L240 204ZM239 206H238V208H239ZM95 207H94V208H95ZM98 207H97V208H98ZM140 207H141V209H140ZM146 207H147V208H146ZM181 207H180V208H181ZM209 207H212V208L209 209ZM97 208H95V209H97ZM104 208H103V211H104L103 214L106 215L107 212H106V214H105V210H104ZM108 208H110V207H108ZM166 208H167V210H166ZM222 208H223V209H226V211H228V209H231V210L229 211V214H231V216H230L229 214L226 216L227 213H223V212H221V211H223ZM242 208H239V209H238L239 213L241 212L240 209H242ZM88 209H89V207H88ZM98 209H99V208H98ZM135 209H134V210H135ZM138 209H140V211H139ZM163 209L166 211V213H165V212H164V213L162 212V211H164ZM192 209H190V210H192ZM244 209H245V208H244ZM141 210H142V211H141ZM152 210H154V212H153ZM180 210H181V209H180ZM183 210H185V209H183ZM200 210H201V213H200ZM236 210H237V209H236ZM236 210H235V212H236ZM143 211H144V214H146V213L148 214V213H149V214L151 215V213H152L151 218H152V216H153V219H154V220L156 219V220H158V221L154 222L153 219H152V220L149 219V218H150L149 215L145 216L144 214H141V215L143 216V218H145V217H146V218H145V219H142V218H140V217H136V220H137V221H136L135 219H132V218L130 217V219L133 220V221H129V222H127V221H128V218H129L128 216H130V215H132V214H133V216H135V215H140L139 213H140V212H143ZM219 211L221 212V214H220ZM238 211H237V213H238ZM111 212H110V213H111ZM123 212H125V211H123ZM137 212H139V213H137ZM145 212H146V213H145ZM160 212H162V213H160ZM167 212H168V213H171V214L174 213L173 216L176 214L175 219H174V218H171L170 214H168ZM179 212H180V211H179ZM182 212H184L183 216L186 215L185 219H186V222H187L188 224H189L190 221H187V218H189V219L191 220V222H190L191 224H195V225H196V222H197V223H200V221H198V219H197V220L195 219V218H197V216L195 215V217H194L195 211H193V212H192V215H190V216H188V215L186 214V211H182ZM182 212H181V213H182ZM189 212H190V211H189ZM209 212H210V214H211L212 216H214V217H212V216L209 214ZM217 212H219V214H217ZM233 212H234V211H233ZM131 213H132V214H131ZM190 213H191V212H190ZM193 213H194V214H193ZM202 213H205L204 216L202 215ZM129 214H130V215H129ZM160 214L163 215V216H161ZM166 214H168L170 217H167ZM179 214H180V213H179ZM188 214H189V213H188ZM216 214H217V215H216ZM104 215H103V216H104ZM125 215H126V216H125ZM159 215H160L163 219L160 218ZM165 215H166V217H165ZM181 215H182V214H181ZM207 215H210V216H208V217H209V219H211V220H213V219L215 218V219L213 220V222H212L211 220L208 221ZM215 215H216V216H215ZM224 215H225L226 217H225ZM235 215H237V214H235ZM133 216H132V217H133ZM142 216H141V217H142ZM144 216H145V217H144ZM183 216H180V217H179V218L182 217V219H181L182 222H183V219H184ZM228 216H229V217H228ZM117 217L114 218V219H117ZM147 217H148V218H147ZM210 217H212V218H210ZM102 218H106V219H108V220L110 219V218H107V215L104 216V217H102ZM102 218H101V219H102ZM134 218H135V217H134ZM138 218H140L139 221H138ZM158 218H159V219H158ZM164 218H165L166 222L169 221L170 218H171L172 220H171L170 222L165 223ZM167 218H168V220H167ZM225 218H228V220L230 219L231 222L228 221V220H227V221H228V222H227ZM95 219H96V218H95ZM99 219H100V218H98V220H99ZM106 219H105V221H104V219H103V223H104L103 226H104V227L107 226V225H109V224H107V225L105 224V222H107ZM114 219H113V221H115ZM146 219H147V220H146ZM161 219L164 220V221H163L164 224H163L162 222H160V221H162ZM173 219H174V220H173ZM93 220H94V219H93ZM110 220H112V219H110ZM110 220H109V221H110ZM159 220H160V221H159ZM177 220H179V219H177ZM95 221H96V220H94L93 223H95ZM100 221L102 222V220H100ZM113 221H112V222H113ZM148 221H149V222H148ZM179 221H180V220H179ZM181 221H180L179 223H181ZM241 221H242V220H241ZM97 222H98V221H97ZM97 222H96V223H97ZM112 222H111V224H112ZM151 222H152V223H151ZM184 222H185V220H184ZM184 222H183V223H184ZM186 222H185V223H186ZM72 223H73V222H72ZM72 223H71V224H72ZM75 223H78V222H75ZM99 223H100V222H99ZM108 223H109V222H108ZM113 223H114V222H113ZM132 223H133V224H132ZM137 223H138V224H137ZM231 223H232V225H231ZM73 224H74V223H73ZM73 224H72V225H73ZM82 224H83V225H82ZM111 224H110V225H111ZM114 224H115V223H114ZM212 224H211V225H212ZM228 224H229L231 227H229ZM68 225H69V224H68ZM72 225H69V226H72ZM95 225H96V224H95ZM99 225H100V224H99ZM99 225H98V226H99ZM138 225H139V226H138ZM177 225H178V226H177ZM197 225H198V224H197ZM207 225L209 226V224H207ZM207 225H206V226H207ZM233 225H234V228H233ZM76 226L78 227L79 225L77 224ZM76 226H72V228H73V227H76ZM101 226H102V224H101ZM103 226H102V227H103ZM115 226H116V225H113V227H114L115 229H117ZM120 226H119V227H120ZM126 226H127V227H126ZM131 226H133V227H131ZM135 226H136V228H135ZM208 226L206 227L207 229L209 228ZM216 226H217L216 228H218V225H216ZM241 226H242V225H241ZM241 226H240V227H241ZM109 227H110V226H109ZM138 227H139V228H138ZM238 227H236V228H238ZM240 227H239V228H240ZM110 228H112V227H110ZM114 228H113V229H114ZM181 228H182V227H181ZM195 228H197V227H195ZM199 228H200V227H199ZM211 228H212V226H211ZM236 228H235V229H236ZM242 228H243V227H242ZM103 229H106V230H107V228H103ZM200 229H201V228H200ZM200 229H197V230H199V233L201 232ZM213 229H214V228H213ZM72 230H75V229H72ZM81 230H82V229H81ZM100 230H101V227H100ZM108 230H112V229H108ZM205 230H206V229H205ZM211 230H212V229H211ZM217 230H218V229H217ZM217 230H216L215 232L218 233L219 231H217ZM231 230H232V231H231ZM115 231H116V230H115ZM203 231H204V232H203ZM75 232H77V230H76ZM113 232H114V231H113ZM119 232H120V231H119ZM142 232H141V233H142ZM193 232H194V233H193ZM196 232H198V231H196ZM207 232H208V233L211 232L210 229H208ZM78 233H81V231L78 230ZM96 233H97V234H96ZM120 233H121V232H120ZM136 233H135V236H134V237L138 239L139 237H136V236H138V235H136ZM157 233H158L159 235H158ZM185 233L187 234V239H186L187 241H186V242H183L184 240L182 239V237H181V239H180V237H179L178 234H180V236L183 235V236L186 237V234H185ZM204 233H205V234H204ZM211 233L213 234V230H212ZM232 233H233V235L230 236V234H232ZM84 234H85V233H84ZM89 234H91V231H90ZM142 234H143V233H142ZM191 234H190V236H191ZM194 234H195V235H194ZM241 234H242V233H241ZM241 234H240V237L242 236ZM85 235H86V236H85ZM85 235H84V242L87 240L88 232H87V234H85ZM93 235H92V236H93ZM98 235H99V236H98ZM122 235H123V236H122ZM243 235H244V234H243ZM89 236H90V235H89ZM92 236H90L89 240H90V239L92 240ZM95 236H93V237L95 238ZM102 236H103V235H101V241H102ZM85 237H86V238H85ZM115 237H118L117 239H119V240H118V241H115V240H116ZM238 237H239V236H238ZM242 237H243V236H242ZM94 238H93V239H94ZM113 238H115V240H114ZM230 238H231V239H230ZM95 239H97V241H98L100 238H95ZM137 239H136V240H137ZM201 239H202V242H203V243H202V242H201V243H202L203 245L200 243ZM204 239H205V240H204ZM74 240L77 241L76 239H74ZM89 240H87V241H89ZM160 240H162V243H164L165 246H163V247L160 246V245L162 244ZM182 240H183V241H182ZM192 240H193L194 242H193ZM195 240H196V241L200 240V241H198L200 245L196 244V243H198V242H196ZM87 241H86L85 243H87ZM92 241H94V240H92ZM125 241H127V239H126ZM125 241L123 240V242L126 244ZM77 242L79 243V241H77ZM89 242L92 243L91 241H89ZM94 242H95V244H97L96 241H94ZM99 242H100V240H99ZM99 242H98V243H99ZM104 242L102 241L103 244H104ZM123 242H122V243H123ZM85 243H84V244H85ZM90 243H87V247H85V249H86V248H89V252H90L89 255H90L91 257L93 256L92 260H93V259H96L95 257H98V258L102 257V258H103V261H104L105 264H109V263L112 264V263H113L112 261L109 262L110 259H111V260H114V261L116 262L115 264H118V263L120 264V261H122V260H120V259H125V258H126V256H125L123 253H122V257L119 256V257H120V258H118L119 260H116V259H117L116 256H114L116 259H112V256H111L110 258H108L109 256H105V258H104V257H103L104 255H103V256H100V255L105 254L107 251H105V250L103 249L104 251H103L102 254H101L100 250L102 251V249H100L99 252H98V253H99V255H98V254L96 253V251L99 249L98 246H97V245L94 246V243H92V245H91ZM122 243H121V244H122ZM124 243H123L122 245H124ZM128 243H129V242H128ZM160 243H161V244H160ZM183 243H184V244H183ZM186 243L189 244V245H190V243H192V245H190V246H191V247H195V248H193L194 251H192V254H191V251H189L191 247H190V248L187 247L188 245L185 246ZM193 243H195V244H193ZM89 244H90V245H89ZM144 244H146V245H144ZM74 245H75V244H74ZM80 245H81V244H80ZM162 245H163V244H162ZM193 245H194V246H193ZM88 246H91L92 248H90V247H88ZM96 246H97V250L94 248V247H96ZM102 246H103V245H102ZM109 246H110V247H109ZM124 246H125V245H124ZM129 246H130V245H129ZM200 246H202V248H200ZM231 246H232V247H231ZM107 247H109V248H107ZM119 247H121L122 249L119 248ZM186 247L189 248V250H187ZM196 247H197V248L199 247V249H201V250L199 251L198 249H196ZM93 248H94V249H93ZM118 248H119V250L121 249V250H120L121 252H120V251L118 252ZM130 248H128V251L130 250ZM157 248H158V249H157ZM92 249H93V250H92ZM125 249H126V248H125ZM125 249H124V250H125ZM135 249L138 251V254H139V253H140V255L142 254L141 258L144 257L145 259L141 260L139 257H137L138 255L136 256V254L134 253V250H135ZM160 249H162L161 251H162L163 255L160 254V253H161ZM163 249H164V252H168V253H169V251L173 250L172 252H170V253H173V254H172L170 257H169V255H168V257H167V256L165 257V254H166V253L164 254ZM168 249H171V250H168ZM191 249H192V248H191ZM83 250H84V249H83ZM90 250H91L92 252H91ZM94 250H96V251H94ZM112 250H113V249H112ZM195 250H197L198 253H197ZM78 251H79V250H78ZM78 251H76V254H74L75 256H73V257L71 256V257H72L73 259H75V257H76V258L78 257V258H79V262H78V264H81V263H80V257H79V256L83 257V256H82V253H83V252H82V250H80L82 253H81V252H78ZM87 251H88V250H84V252H87ZM93 251H94V252H93ZM128 251L126 250V252H128ZM187 251H189L190 253L188 252L189 254H187V253H186ZM231 251H232V252H231ZM74 252H75V251H74ZM77 252H78L79 254H81V255L78 256V255H77V254H78ZM115 252H117V253H115ZM124 252H125V251H124ZM193 252H194V253L196 252V253H195L196 255H195V254L193 255ZM95 253H96L97 256H96V255H95V256L93 255V254H95ZM184 253L187 254L188 256H187V255L184 256ZM204 253H202V254L204 255ZM235 253H236V254H235ZM86 254H88V253H86ZM86 254H85V253L83 254L84 257H85ZM108 254H109V252H108ZM129 254H130V253H129ZM133 254H134V255H133ZM233 254H235V255H233ZM76 255H77V256H76ZM89 255H87L86 257H88ZM106 255H107V253H106ZM109 255H110V254H109ZM123 255L125 256V258L123 257ZM150 255H151V256L153 255V257H150V258H152V260L150 259V261H148V258H149V257H147V256H150ZM166 255H167V254H166ZM90 256H89V257H90ZM99 256H100V257H99ZM162 256H163V257H162ZM186 256H187V257H186ZM189 256H190V257H189ZM192 256H193V258H191ZM194 256H195V257H194ZM201 256H202V255H201ZM233 256H234V257H233ZM235 256H236V258H235ZM60 257H61V256H60ZM84 257H83V258H84ZM89 257H88V258H89ZM106 257L109 259V261H108L109 263L106 262V261L108 260V259H106ZM114 257H113V258H114ZM135 257H137V258H135ZM203 257H204V256H203ZM64 258H65V257L63 256V259H64ZM78 258H77V260H78ZM138 258H139L140 260H139ZM188 258L191 259V260H189ZM194 258H195V259H194ZM100 259H101V258H100ZM104 259H105V260H104ZM146 259H147V260H146ZM185 259H187V261H186ZM196 259H197L198 261H195ZM201 259H202V258H201ZM239 259H237V261H238ZM246 259H247V257L245 258V260H246ZM82 260H83V259L81 258V261H82ZM86 260H87V258H84V261H83L84 264H85V261H86ZM96 260H98V259H96ZM188 260H189V261H188ZM202 260H203V259H202ZM230 260H231V261H230ZM234 260H233L232 262L236 263V261H234ZM87 261H88V263H89L90 259H88ZM98 261H100L99 263H101L102 259H101V260H98ZM98 261H96V262H98ZM118 261H119V262H118ZM124 261H125V260H123L122 263H123ZM130 261H127V260H126L127 263L129 262V263L131 264ZM151 261H152V262H151ZM191 261H192V262H191ZM193 261H195L196 263L193 262ZM217 261H218V262H217ZM240 261H238L239 264L241 263ZM83 262H82V264H83ZM94 262H95V260H94ZM94 262L92 261V263L90 262V264H96V262H95V263H94ZM126 262H125V263H126ZM135 262H134V264H135ZM200 262H201V260L199 261V263H200ZM238 262H237V263H238ZM102 263H103V262H102ZM104 263H103V264H104ZM122 263H121V264H122ZM125 263H124V264H125ZM127 263H126V264H127ZM201 263H203V261H202ZM205 263H206V262H204V264H205ZM237 263H236V264H237ZM244 263H245V262H244ZM58 264H59V263H58ZM86 264H87V263H86ZM113 264H114V263H113ZM245 264H246V263H245Z\"/></svg>",
	"mask_w": 264,
	"mask_h": 264
}]
</instances>
